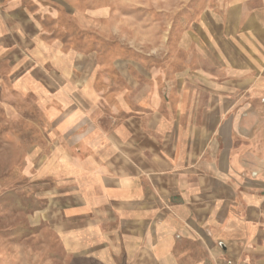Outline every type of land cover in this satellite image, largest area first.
I'll return each mask as SVG.
<instances>
[{"label": "rangeland", "instance_id": "obj_1", "mask_svg": "<svg viewBox=\"0 0 264 264\" xmlns=\"http://www.w3.org/2000/svg\"><path fill=\"white\" fill-rule=\"evenodd\" d=\"M241 2L0 0V264L138 262L111 206L90 204L103 180L81 172L102 163L113 119H198L209 103V118L225 121L214 147L264 168V75L225 66L234 44L216 51L225 11ZM196 83L208 88L191 112L181 93Z\"/></svg>", "mask_w": 264, "mask_h": 264}, {"label": "crops", "instance_id": "obj_2", "mask_svg": "<svg viewBox=\"0 0 264 264\" xmlns=\"http://www.w3.org/2000/svg\"><path fill=\"white\" fill-rule=\"evenodd\" d=\"M243 2L225 11L216 51L224 52L221 43L234 44L227 54L235 63L225 66L251 81L264 75V0ZM206 72L197 69L195 76ZM244 81L231 85L242 88ZM220 87L226 91V83ZM184 88L181 98L192 112L197 98H206L203 92L198 97L199 90L208 86ZM223 103L218 99L215 107ZM209 106L200 105L198 119L160 113L153 119H113L100 134L96 156L102 163L93 161L81 171L103 180L90 204L111 206L124 249L138 253L135 264H264V181L257 177L264 168L230 143L222 147L217 139L214 147L212 134L223 138L225 121L210 119L203 111Z\"/></svg>", "mask_w": 264, "mask_h": 264}]
</instances>
